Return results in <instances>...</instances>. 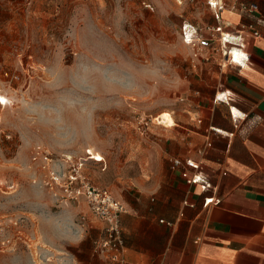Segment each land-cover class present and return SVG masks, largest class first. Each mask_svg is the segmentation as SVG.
I'll use <instances>...</instances> for the list:
<instances>
[{
    "label": "rangeland",
    "instance_id": "obj_1",
    "mask_svg": "<svg viewBox=\"0 0 264 264\" xmlns=\"http://www.w3.org/2000/svg\"><path fill=\"white\" fill-rule=\"evenodd\" d=\"M203 2L0 0V95L8 98L0 99V264L70 256L45 221L57 214L76 230L88 206L62 196L59 174L69 164L59 156H101L85 160L86 170L123 195L148 179L153 163L169 162L158 142L170 128L155 118L168 110L188 125L187 96L195 87L209 94L220 78L201 69L182 38L186 20L211 18ZM86 25L87 42L76 39ZM149 65L162 78L138 74ZM86 67L132 78L138 90L109 85L99 72L89 75L91 87H77Z\"/></svg>",
    "mask_w": 264,
    "mask_h": 264
},
{
    "label": "crops",
    "instance_id": "obj_2",
    "mask_svg": "<svg viewBox=\"0 0 264 264\" xmlns=\"http://www.w3.org/2000/svg\"><path fill=\"white\" fill-rule=\"evenodd\" d=\"M203 1L212 15L204 25H223L243 43L235 50L247 59L236 63L211 48L198 57L191 52L219 80L209 94L195 87L186 99L188 125L177 118L159 138L169 162L153 163L148 179L124 195L112 189L127 206L123 255L135 264H264V0H225L221 20ZM242 2L259 8L242 11ZM242 23L254 24L260 34L241 29ZM223 92L231 98L220 99ZM175 158L199 168H173ZM197 172L203 181L190 182ZM209 197L219 202L205 204ZM83 214L84 226L75 224L81 239L57 238L70 255L63 252L59 262L113 264L96 249L103 224L86 206Z\"/></svg>",
    "mask_w": 264,
    "mask_h": 264
},
{
    "label": "built area",
    "instance_id": "obj_3",
    "mask_svg": "<svg viewBox=\"0 0 264 264\" xmlns=\"http://www.w3.org/2000/svg\"><path fill=\"white\" fill-rule=\"evenodd\" d=\"M191 1L193 2L194 0ZM214 2L215 6H213L210 0H207V4L217 11V19L221 20L220 11L226 8V2L225 0H214ZM258 8L259 6L255 2H242L240 4V9L248 13H254ZM181 29L184 44L191 49L194 57H198L199 54H205L206 49L211 48L213 51H220L223 57L234 61L232 56L234 49L243 45L239 40L233 39L231 33L220 24L196 26L186 20L182 24ZM241 29L251 30L255 35L260 34V31L252 23H242ZM189 36L190 39H187L186 37ZM225 37H228L227 41ZM219 98L228 100L231 96L223 92ZM88 154V158L96 161L102 160L101 156H96L91 152H88ZM48 157L46 156V158ZM51 157L48 159L53 160ZM58 158L69 164V168L61 169V173L59 174L61 177L58 179V183L65 193L62 196L64 198L68 196L71 197L69 199L74 200L83 198L89 211L103 224L101 236L96 241V249L98 252L113 264H135L134 262L128 261L123 255L124 237L121 217L127 211L126 204L116 197L110 187L97 183L92 178L85 167L87 157L83 158L76 157L73 154H63ZM172 164L173 168L180 167L183 164L189 167L199 168L198 164L191 159L184 162L180 158H175ZM197 177H200V179L197 180ZM188 180L192 183L202 182L203 176L197 172L189 177ZM205 187L207 186L205 185ZM212 201L219 202V199L209 197L206 199L205 204L208 205ZM81 219V222L84 224L87 219L86 215L83 214Z\"/></svg>",
    "mask_w": 264,
    "mask_h": 264
},
{
    "label": "clouds",
    "instance_id": "obj_4",
    "mask_svg": "<svg viewBox=\"0 0 264 264\" xmlns=\"http://www.w3.org/2000/svg\"><path fill=\"white\" fill-rule=\"evenodd\" d=\"M89 33V28L87 25L81 29V35L76 37L78 40H82L84 42H87V35ZM99 72L100 77L103 79V81L109 85L113 86H120L125 90L129 91H136L137 86L133 82L132 78H117L114 76H110L108 74H105L102 70L92 67L82 70V74L76 78L77 80V87H85L89 88L91 87V84L89 83V75L91 73ZM141 77L145 79H155V78H162L160 74V70L158 68H155L151 65L145 67L144 69H141L138 73ZM135 75V74H134ZM5 102H8V98L5 97ZM72 107V105H69ZM33 112H35V109H32ZM53 123L59 122V117L57 116V119L52 121ZM87 130V127L85 125V131ZM41 190L37 189L35 192V195L37 198L41 196ZM68 205H63L62 208H69ZM45 223L48 225V227L52 230L55 237L59 239H66L72 243L77 242L79 239H81L82 232L79 230H74L75 226L72 222V220L69 218L67 221L60 218L57 214H50V216L47 218ZM60 264H64L63 261L60 262Z\"/></svg>",
    "mask_w": 264,
    "mask_h": 264
},
{
    "label": "snow or ice",
    "instance_id": "obj_5",
    "mask_svg": "<svg viewBox=\"0 0 264 264\" xmlns=\"http://www.w3.org/2000/svg\"><path fill=\"white\" fill-rule=\"evenodd\" d=\"M211 3H213V6H215V2L214 0H210ZM187 39H190V36L189 37H186ZM225 40L227 41L228 40V37H225ZM233 58H234V62L236 63H239L240 60L239 59H236L237 57H244V54L243 53H239V52H233ZM246 59V57H244ZM237 115H239V113H237ZM164 121H167V123L170 125L172 123L170 117L168 114H164L163 117L161 118V122H164ZM197 180L200 179V177H197L196 178Z\"/></svg>",
    "mask_w": 264,
    "mask_h": 264
},
{
    "label": "bare ground",
    "instance_id": "obj_6",
    "mask_svg": "<svg viewBox=\"0 0 264 264\" xmlns=\"http://www.w3.org/2000/svg\"><path fill=\"white\" fill-rule=\"evenodd\" d=\"M237 51H238V50H237ZM234 52H236L235 49H234ZM232 54H233V53H232ZM232 56H233V55H232ZM4 98H5V96H1V95H0V99L5 100ZM164 114H168V115H169V117H170V119H171V121H172V123H171L170 125L167 123V121L161 122V118L163 117ZM155 119H158L159 122L162 123V124H163L164 126H166V127H170V126H173V125L176 124V120H175L174 116H173L172 113H171L170 111H168V110H163V111H161V112L159 113V115H158Z\"/></svg>",
    "mask_w": 264,
    "mask_h": 264
}]
</instances>
